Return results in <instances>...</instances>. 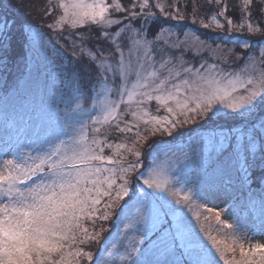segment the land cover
<instances>
[{
  "label": "snow or ice",
  "instance_id": "obj_1",
  "mask_svg": "<svg viewBox=\"0 0 264 264\" xmlns=\"http://www.w3.org/2000/svg\"><path fill=\"white\" fill-rule=\"evenodd\" d=\"M206 2L215 9L209 22L216 27L223 28L221 18H225L229 30L261 34L256 41H235L247 50V55L236 57L245 61L241 69L222 67L223 60L195 62L205 50L215 55L219 49H213L198 34L171 24L172 20L186 19L187 3L182 10L179 3L166 6L162 0L155 4L133 0L129 6L122 0H59L62 14L49 28L62 29L67 24L72 29L91 25L100 30L96 43L88 49L84 45L92 37L75 35L90 66L81 65L69 74L75 99L90 100L98 114L89 115L88 122L78 127L66 125L67 131L54 134L35 148L0 159V264H82V260L109 264L99 252L94 257L92 251L85 250V245L94 242L103 244L101 252L111 251L110 264H220L226 251H235L227 246L222 250L223 242L210 234L211 249L203 242L193 245L187 241L184 209L192 211L207 202L194 199L190 188L173 187L171 178L158 166L147 167L143 163L147 157L136 146L147 140L144 132L171 136L185 124L210 119L219 111L218 106H223L243 117L245 125L212 133L205 141V151L210 159L215 158L220 171L234 174L242 185L258 182L264 186V20L259 24L253 21L254 15L264 18V0H239L234 6L239 24L226 16L227 0ZM202 7L192 0V24ZM38 11L51 17L56 8L47 0ZM200 23L208 27L203 19ZM17 27L14 17L0 12V73L7 70L17 38L27 45L34 32L28 23H20L18 32ZM105 43L109 49L100 47ZM189 53L194 57L192 63L186 59ZM153 100L166 115H150L144 105ZM113 131L125 140L128 134L134 135L132 146L111 142L108 137ZM156 143L159 141L149 148ZM106 149L111 154L105 155ZM128 155L134 157L130 162ZM141 180L155 192H137L140 207L124 224L125 229L134 230L133 234L124 233L119 247L111 243L110 250L103 224L112 217L113 208L123 209L119 202L130 197L133 181ZM153 197L159 203L153 202ZM206 211L214 213L218 224L233 229L221 220L220 211ZM193 215L199 221L201 213ZM153 233L156 239L149 250L162 246L160 256L164 258L141 259L145 250L140 245ZM231 236L241 239L234 230ZM239 252V261L233 257L225 264H264V243L248 247L240 243Z\"/></svg>",
  "mask_w": 264,
  "mask_h": 264
},
{
  "label": "trees",
  "instance_id": "obj_2",
  "mask_svg": "<svg viewBox=\"0 0 264 264\" xmlns=\"http://www.w3.org/2000/svg\"><path fill=\"white\" fill-rule=\"evenodd\" d=\"M108 2H111V0H108ZM132 2L133 0H122L125 6H129ZM150 2L155 4L156 0H150ZM162 2L166 6L179 3L182 10H184V5L187 3V10L185 11L186 19L179 22L172 20L171 24L179 25L181 29L186 28L213 45L234 46V53H239L240 55H247V50L242 49L235 43L237 38H247L251 41H256L261 35L260 33H248L246 29L238 31L236 28H232L229 30L225 18H221L224 27H216L214 23L209 22L210 15L215 9L210 8L206 0H196L203 7L196 16L197 22L195 24L191 23L192 0H162ZM238 2L239 0H227L229 11L226 13V16L231 17L236 24L240 23L239 12L234 8ZM46 4L47 0H0V5L3 6L0 8V12H6L7 15L17 20V32L19 31L20 23L33 25L34 29H38L41 32L43 38H48L51 41L54 47H50L49 52L53 56H56L59 63L61 62L58 70H54L56 67L50 66L47 58L43 57L40 59L34 52L36 49H34L33 45V35L30 36L27 45H24L19 37L17 38L15 51L12 59L9 61L7 70L0 73V124L6 125L9 128L6 134L10 139H14L12 140L13 145L15 141H17V144H24V142L33 140L40 144L54 134L68 130L66 128V125L70 126L68 112L72 110L71 108H73L75 100L73 99V95H75L73 92L74 86L69 79V74L74 68H78L81 65H89L86 56L81 54V47L78 46L79 41H75L74 37L77 34H83L85 37L91 36L92 40L84 45L85 49H88L92 48L93 44L96 43V38L100 35L98 26L91 25L78 26L77 29H72L68 25L62 29L49 28L48 25L52 23L53 19L61 14V9L58 8L59 0H52V6L56 8V11L51 17L44 16L38 9ZM152 10L157 11L155 9ZM201 19L208 23V27L205 28L201 25ZM262 20L264 18L257 15L253 16L255 23L259 24ZM100 47L105 49L110 48L106 43L101 44ZM73 53H76V55L74 56ZM236 57L233 56L228 61L230 63L227 62L224 65L232 70L236 66L243 67L245 61L237 60ZM186 59L189 63H192L194 57L189 53ZM201 60L203 59L200 57L195 58L197 64ZM151 107H158L159 112L166 113L157 103H154ZM236 117V115L232 116L230 112L222 113L218 111L212 114L210 119L201 118L183 125L173 132L171 136L167 134L161 135L160 133L153 136L144 132L147 140L136 144L147 157L143 161L146 166L152 164L158 155L161 156L168 151L178 150L181 153H185V156L191 155L189 159L191 161L186 160V172L191 173L192 171L197 175L200 170L197 177L190 181L194 190L208 203L205 207H199L202 213L200 218L205 227L204 232L208 237L209 234L212 237L219 235L221 227L213 228V226H217L215 224L214 213H207V208L216 210L219 203L230 201V203L237 206L236 214L239 215H237V220L232 222V225L235 228H239L243 225V223L239 222V218L247 216L249 210L251 211V201L254 198H262L264 196V186H261L258 182L242 185L234 174L220 171L218 165L214 162L215 158L212 157L210 159L208 153L205 151V141L208 136L212 132L236 128L237 123L230 122V120H235ZM125 119L131 120V117L126 116ZM140 127L143 131L145 126L141 123ZM108 139L114 143L126 142L129 146H132L135 136L128 134L125 140L123 136H119L113 131ZM154 141H159V143H156L150 149L149 145H153ZM109 154H111L110 150L106 149L105 155ZM127 159L130 162L134 157L128 155ZM256 175L258 176L259 173H256ZM133 184L134 187L131 188L130 197H125L119 202L121 205H124L123 209L119 206L113 208L112 217L103 224V236L108 237L109 241L106 243H111L112 236L120 230L119 220L122 216V211L124 212V208L133 205V202L137 198L135 193L137 191V184H140V181H133ZM206 216H210V218L205 219ZM87 226L91 228V224ZM96 226L97 230H99V221L96 222ZM220 226L222 225L220 224ZM210 231H213V233ZM216 232H218L216 236H213ZM155 236L156 234L153 233L145 243L141 244L146 248L144 259L149 261L164 258L160 256L161 247L159 245L151 250L147 249L151 241L155 239ZM230 245L235 247L234 244ZM102 247V243L94 242L85 245V250L92 251L94 257L99 252L100 255L109 260L110 264L111 252H101ZM233 257L237 261L241 258L237 246L234 252L226 251L222 263H225L227 259H233ZM82 264H87V262L82 260Z\"/></svg>",
  "mask_w": 264,
  "mask_h": 264
},
{
  "label": "rangeland",
  "instance_id": "obj_3",
  "mask_svg": "<svg viewBox=\"0 0 264 264\" xmlns=\"http://www.w3.org/2000/svg\"><path fill=\"white\" fill-rule=\"evenodd\" d=\"M89 2H91V0H89ZM61 14H62V9H61ZM58 29H61V28H58ZM32 35H33L32 39H33L34 49H36L34 52L36 53V55L40 59H42L43 57L47 58L49 60L48 62H50L49 63L50 66L56 67L54 70H58L59 68L58 66L60 65L61 62L59 63L56 56H53V54L49 52V48L54 47L51 41L48 38H43L41 36L42 35L41 32L38 29H34V32ZM208 43L211 45L213 49H216V48L219 49V51L216 52L215 55L205 50L203 55L199 56L203 60H207L209 63H221V60H223V63L221 64V66L224 67L225 66L224 64L230 61V59L233 56L240 55L239 53H234V46H224L221 44L213 45L210 42ZM253 51H257V50H253ZM125 55L126 57L128 56L127 51L125 52ZM257 60H259V56H257ZM64 64L67 65L66 62H64ZM241 68L239 66H236L233 68V70H239ZM249 71H251V69H249ZM75 95H73L74 97L73 99H75ZM112 99H118V97L113 96ZM154 103H157V102L154 100L150 102L149 101L145 102L144 106L148 109L150 115L163 116L167 114V113L164 114V113L159 112L158 107H151L153 106ZM77 104H79L80 107H77ZM218 108H219V111L222 113H226V112L231 113V110L226 109L223 106H218ZM71 109L72 110L68 112L69 113V123H70V126H73V127H78L79 123H81L82 121L87 122L89 115L96 116L98 114L97 111L93 109L92 102L85 98H81L79 100L75 99L73 108ZM121 111L122 112L124 111V105H121ZM235 115L236 114H232V116H235ZM236 116L237 117L235 118V120H230V122H236L237 123L236 128L242 129L243 128L242 126L245 125L244 123L245 119L241 116H238V115ZM7 130H9V128L6 125L0 124V159L12 158L11 155H6V154H17L21 150L27 151L28 149L35 148L38 145V143L35 140L24 142V144H20V143L17 144V141H15V144L13 145L12 140L14 139L13 138L10 139L7 136L6 134ZM223 130H228V129H223ZM184 154L185 153H181L178 150L168 151L161 156L158 155L157 159H154L155 163L153 161L152 164L147 165V167L158 166L164 172H166L168 176L171 178L173 187L190 188L193 192L194 199L200 202H204L206 200L203 197L199 196L197 191L194 190V187L191 185V181H190L197 177L200 170L197 173V175H195L196 173L192 171L191 173H187L186 172V167H187L186 160H189L191 155L185 156ZM145 170L146 169H143L142 171H145ZM138 191H146L149 194H153L155 192V190L148 189L147 185H144L142 180L140 181V184H137V191L135 193L137 198L135 202H133V205L129 206L128 208H124V212L122 211V216L119 220L120 230H118L111 238V243H116L118 247H119L120 241L123 240L124 233H127L129 236L133 234L134 230L125 229L124 224L128 223V219L131 218L133 215H135L136 209L140 207V204L137 203L139 199L137 195ZM155 195L164 196L166 194L156 192ZM201 199H203L204 201ZM153 202L159 203V201H156L154 197H153ZM251 202H252L251 211L249 210V213L247 216L242 217L241 219L239 218V222L243 223V225L240 226L239 228L233 227V229H228L224 227L223 225L220 226V224H218L217 222L215 223L217 224V226L216 227L213 226L214 229L218 228V226L219 228L221 227V231L219 235L216 236V234L218 233L216 232L213 236H216L215 239L218 242H221V241L223 242L221 245L222 250L225 249V246L232 247L230 244H234V246L235 247L237 246L239 250L240 243H243L245 247H248L249 245H255L256 243H264V196L262 198H254ZM207 204L208 203H206V205ZM215 211H220L221 220L227 221L229 224H232L234 220H237V215H238L236 214L237 206L230 203V201H223L219 203ZM193 212L201 213L199 210V206H194L192 211H189V209L187 208L184 209L183 219L187 224V234H186L187 241L193 245H198L201 242H203L211 249L212 248L211 240H209V237L204 232L205 227L202 224V219L200 218L198 221L196 216L193 215ZM233 230L236 233H238V235L241 237L240 240H236L235 238L231 236V233ZM210 232L213 233V231H210ZM135 234L137 236L139 235V233H135ZM151 235L152 234H150L149 237ZM154 238L156 239V236ZM111 243H108V246H110L109 247L110 250H111ZM140 247L146 251L145 247H143L142 245H140ZM147 249H149V247ZM120 250L123 251L122 248ZM141 259H144V255L141 257ZM228 260L229 259H227V261ZM230 260H232V258H230ZM220 264H225V263H222V261H220Z\"/></svg>",
  "mask_w": 264,
  "mask_h": 264
}]
</instances>
